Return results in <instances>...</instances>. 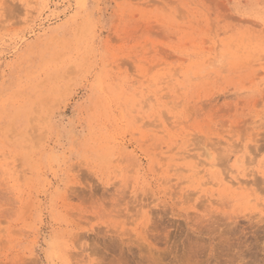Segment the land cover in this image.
<instances>
[{
  "label": "rangeland",
  "instance_id": "obj_1",
  "mask_svg": "<svg viewBox=\"0 0 264 264\" xmlns=\"http://www.w3.org/2000/svg\"><path fill=\"white\" fill-rule=\"evenodd\" d=\"M0 264H264V0H0Z\"/></svg>",
  "mask_w": 264,
  "mask_h": 264
},
{
  "label": "bare ground",
  "instance_id": "obj_2",
  "mask_svg": "<svg viewBox=\"0 0 264 264\" xmlns=\"http://www.w3.org/2000/svg\"><path fill=\"white\" fill-rule=\"evenodd\" d=\"M198 174V173H197ZM231 183L235 182L237 186H242L243 182L238 177H232L230 180ZM237 189V188H236ZM239 189V188H238Z\"/></svg>",
  "mask_w": 264,
  "mask_h": 264
}]
</instances>
